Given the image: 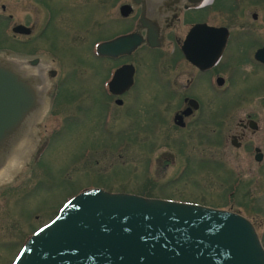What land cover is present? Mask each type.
Instances as JSON below:
<instances>
[{"label": "rangeland", "instance_id": "obj_1", "mask_svg": "<svg viewBox=\"0 0 264 264\" xmlns=\"http://www.w3.org/2000/svg\"><path fill=\"white\" fill-rule=\"evenodd\" d=\"M45 1L59 23L41 35L39 25L44 12L39 0H0L2 55L37 58L50 62V68L57 71L25 175L0 183V264L11 261L26 234L84 188L102 187L227 208L231 202L226 192L232 175L238 173L232 168L241 171L242 179H258L259 173L234 167L226 154L216 156L218 164L192 162L208 159L199 152L190 154L186 144L180 145L181 133L173 125L175 109L167 107V93L147 62L140 64L137 86L125 96L123 105L106 104L103 84L109 66L113 65L105 84L115 63L96 57L94 51L100 37L125 29L119 13L123 0ZM242 3L243 12L230 5L226 10L239 13L240 20H252L251 13L258 11L263 41L264 0ZM8 14L14 15V22L37 19L32 37L16 38L12 32L14 22L9 21L4 28ZM217 19L227 17L219 15ZM142 54L140 60L150 55L146 50ZM261 76L263 100V67ZM256 80L254 76L245 83L252 85ZM249 89L248 100L252 102L248 105L257 96L255 87ZM184 159L192 162L185 170ZM222 161H228L232 168ZM260 176L261 187H253L255 194L250 203L244 201L246 207H238L247 216L261 209L264 240V171Z\"/></svg>", "mask_w": 264, "mask_h": 264}, {"label": "flooded vegetation", "instance_id": "obj_2", "mask_svg": "<svg viewBox=\"0 0 264 264\" xmlns=\"http://www.w3.org/2000/svg\"><path fill=\"white\" fill-rule=\"evenodd\" d=\"M243 1L123 0L119 3V13L125 29L108 37H100V40H96V45L129 34L140 35L142 42L130 53L108 56L98 55L94 51V54L106 61L113 60L115 68L111 76L124 65L130 64L134 68V84L131 87L120 85L121 91L115 93L108 83L103 84L106 104L123 105L125 96L137 86L141 72L140 64L147 62L167 93L165 100L167 107L175 109L172 116L173 125L181 133L182 144L180 145L185 147L186 144L190 154L199 152L208 159V162L199 159H192V162L195 161L199 165H212L213 162L218 164L216 156L226 154L234 167L246 172L259 173L258 179H245V177L242 179L239 176L241 171L229 166L228 161H222L223 164L231 167L232 171L238 172L232 175L226 192L231 202L227 208L245 215L238 205L242 204L246 207L244 201L250 203L255 194L253 187H261L260 175L261 170L264 171V99L261 100V67L264 69L261 48L264 47V40L261 41V22H259L258 11L251 13L252 20H240L237 19L240 17L239 13L226 10V6L230 5L232 9L243 12ZM39 6L44 12L39 25L43 35L50 26L58 25L59 20L55 19V12L48 8L50 6L45 0H39ZM1 7L3 11H6L7 6L4 3ZM219 15L226 16L227 19L219 21L217 19ZM5 18L7 22L4 26L2 25L4 28L9 21L14 22V15L8 14ZM230 18L234 20H229ZM36 21L37 19L26 23L14 22L13 26L24 24L30 27L32 32L13 33V35L20 40L31 38L38 26ZM149 25L156 26L153 34L155 36L158 31V45H151L148 42ZM221 28L227 29L226 36L222 30H218ZM226 38V43L222 46ZM144 50L149 51L150 55L140 60ZM32 60H30L32 65L39 63V59L35 64L31 62ZM0 61H4L1 63L11 67L20 78L35 86L38 108L31 112L25 126L18 132V138L25 142L32 141L35 137V135L31 137L32 125L48 107L47 86L44 87V91L41 90L39 77L45 76L48 70H50L48 74L52 77L56 76L57 72L44 65L34 67L38 68L39 75L26 76L22 68L32 67L27 62L21 63L6 58L2 52H0ZM112 66H109V73L105 80ZM254 76H257L255 85L245 83ZM250 87L256 88L254 91L257 96L254 102L248 105L252 102L248 100L250 92L247 90ZM118 100L122 102L118 103ZM183 152L185 153L184 149ZM16 157L14 153L10 158L6 149H0V162L11 161ZM192 162L184 159L183 167L188 169ZM64 203L53 211L54 214L49 220L57 215ZM245 216L254 223L264 243L261 209L256 208L253 216ZM42 225V223L39 224L26 234V238L17 249L18 253L26 239ZM14 259L7 261L6 264H12Z\"/></svg>", "mask_w": 264, "mask_h": 264}, {"label": "water", "instance_id": "obj_3", "mask_svg": "<svg viewBox=\"0 0 264 264\" xmlns=\"http://www.w3.org/2000/svg\"><path fill=\"white\" fill-rule=\"evenodd\" d=\"M149 29L148 42L158 45L156 26ZM13 30L31 32L22 24ZM218 30L227 35L226 28ZM141 42L140 35H123L101 43L97 50L117 56L132 52ZM5 57L31 65L22 68L26 76L39 75L34 67L51 69L50 62ZM1 62L0 149L11 153L10 158L15 153L17 159L0 162V182L25 175L44 114L32 125V141L15 142L38 108L37 94L35 86ZM48 72L40 73L39 81L42 91L47 86L49 98L55 76ZM133 82V66L124 65L115 72L110 89L117 93L120 85L129 88ZM14 264H264V246L253 222L241 213L91 187L70 199L55 219L33 234Z\"/></svg>", "mask_w": 264, "mask_h": 264}, {"label": "bare ground", "instance_id": "obj_4", "mask_svg": "<svg viewBox=\"0 0 264 264\" xmlns=\"http://www.w3.org/2000/svg\"><path fill=\"white\" fill-rule=\"evenodd\" d=\"M33 149H34V146H33ZM33 149H32V151H33ZM11 179H9V180H5V181H1L0 183H2V182H9Z\"/></svg>", "mask_w": 264, "mask_h": 264}]
</instances>
